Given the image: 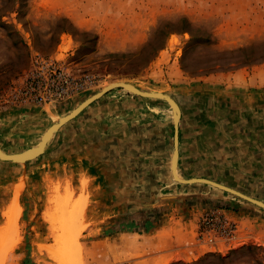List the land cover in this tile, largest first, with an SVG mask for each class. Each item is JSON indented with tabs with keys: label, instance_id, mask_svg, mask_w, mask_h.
<instances>
[{
	"label": "rangeland",
	"instance_id": "1",
	"mask_svg": "<svg viewBox=\"0 0 264 264\" xmlns=\"http://www.w3.org/2000/svg\"><path fill=\"white\" fill-rule=\"evenodd\" d=\"M116 81L178 104L182 178L264 202V0H0L2 152L36 148ZM173 141L167 102L114 89L36 159L0 160V264H59L48 248L60 237L69 264H151L141 261L149 254L171 255L166 264H264V209L175 181ZM84 157L104 180L84 175L95 172ZM16 189L20 212L8 222ZM196 211L198 255L180 258L194 245L150 252L130 236Z\"/></svg>",
	"mask_w": 264,
	"mask_h": 264
},
{
	"label": "water",
	"instance_id": "2",
	"mask_svg": "<svg viewBox=\"0 0 264 264\" xmlns=\"http://www.w3.org/2000/svg\"><path fill=\"white\" fill-rule=\"evenodd\" d=\"M114 89H124L134 95H138L143 98H149V99H160L165 102H167L172 110V120L174 124V141L173 146L174 150L172 153L171 158V172L172 176L175 181L181 184H206L212 187H215L219 190L228 192L236 197H239L257 207H260L264 209V202L251 198L249 196H246L232 188H229L227 186H224L222 184L216 183L214 181L205 179V178H190L185 179L182 178L178 174V158H179V150H178V122L180 119V109L178 104L172 99L169 95L161 93V92H155V91H144L136 88L135 86L124 82V81H116L113 83H110L109 85L103 87V89L94 94L93 96L87 98L85 101H83L79 106H77L75 109H73L70 113L62 116L58 119L55 123H53L41 136L40 142L38 146L28 152H23L19 154H8L5 152H2L0 150V160L5 162H12V163H26L28 161L34 160L40 155H42L45 151L46 145L49 142V140L52 138V136L62 127L64 124L68 123L70 120L77 117L88 105L93 103L98 98L102 97L104 94L114 90Z\"/></svg>",
	"mask_w": 264,
	"mask_h": 264
},
{
	"label": "crops",
	"instance_id": "3",
	"mask_svg": "<svg viewBox=\"0 0 264 264\" xmlns=\"http://www.w3.org/2000/svg\"><path fill=\"white\" fill-rule=\"evenodd\" d=\"M32 110L34 111V108H32ZM80 160H84L85 162L89 163L90 171H92L93 168L95 167L94 174L88 175L86 172L84 173V175L89 180L93 182L94 181L100 182L104 180L103 178L104 175L101 172H98L99 169H96V166H94L90 158L84 157V159H80ZM178 162H179V158H178ZM200 215H201V212L196 211L192 213L191 216H189L187 219L182 220V218H178V220L175 219L174 221H170V223H168L169 224L168 229L163 228L164 226H159L158 228H155L151 233L144 234V232H133L131 233L130 236L132 238H138V239L143 240V243L145 244V246L149 247L150 252L152 251L153 248H156V250H158L159 247H162V246L163 248H166L167 246L168 249H171V248L178 249L180 246H185V245L191 246V245H194L195 243V239H196L197 232H198V220H199ZM172 227H176V229L175 228L173 229ZM165 234H168V235H165ZM162 236H164L165 238L159 239ZM145 249L146 248L144 247V250ZM192 249H193L192 251L188 249L186 250L187 251L186 252L183 249V247H181L179 249L180 251H182L181 253L182 256H180V258L182 259L184 256H188L189 254L198 255L201 252H203V250L200 247H197L195 245L194 247H192ZM171 257H172L171 255H166V254H149L141 261L143 263L147 262L151 264H154V263L155 264H166L168 262L167 260H169L167 258H171Z\"/></svg>",
	"mask_w": 264,
	"mask_h": 264
},
{
	"label": "bare ground",
	"instance_id": "4",
	"mask_svg": "<svg viewBox=\"0 0 264 264\" xmlns=\"http://www.w3.org/2000/svg\"><path fill=\"white\" fill-rule=\"evenodd\" d=\"M18 197H19V190L16 189V191L14 192V198H13V201L11 203V207L9 208V210L7 212L8 222H10L11 220H14L13 218L17 217L19 212H20V206H19V202H18ZM14 214H15V216H13ZM57 237H59V236L57 235ZM60 238L54 242V245H52L51 247L48 248V251L53 255L54 260L57 261L59 264H69L68 263L69 261L66 260L67 259L66 255L69 253V251L71 252V250L66 249V245L65 244L68 243V242L65 243L64 239L62 240ZM0 246H3V245H0ZM70 246H71V244H70ZM2 248H3V250L5 249L4 247H2ZM3 250H2V252H3ZM5 252H6V249H5ZM64 254H65V256H64Z\"/></svg>",
	"mask_w": 264,
	"mask_h": 264
},
{
	"label": "trees",
	"instance_id": "5",
	"mask_svg": "<svg viewBox=\"0 0 264 264\" xmlns=\"http://www.w3.org/2000/svg\"><path fill=\"white\" fill-rule=\"evenodd\" d=\"M27 262L29 263V261L27 260V261L23 262L22 264H27ZM30 264H34V263H30Z\"/></svg>",
	"mask_w": 264,
	"mask_h": 264
}]
</instances>
